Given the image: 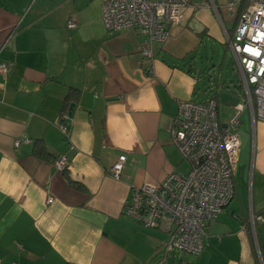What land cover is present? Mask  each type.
<instances>
[{"label": "crops", "instance_id": "obj_1", "mask_svg": "<svg viewBox=\"0 0 264 264\" xmlns=\"http://www.w3.org/2000/svg\"><path fill=\"white\" fill-rule=\"evenodd\" d=\"M228 1L186 0L144 58L137 29L106 31L101 0H0V264L175 263L168 232L124 205L186 161L171 132L177 102L215 96L196 91L198 66L248 2ZM245 109L234 195L188 264H264V119Z\"/></svg>", "mask_w": 264, "mask_h": 264}, {"label": "built area", "instance_id": "obj_2", "mask_svg": "<svg viewBox=\"0 0 264 264\" xmlns=\"http://www.w3.org/2000/svg\"><path fill=\"white\" fill-rule=\"evenodd\" d=\"M239 1L229 0L227 8ZM185 4L186 0H104L102 21L110 34L137 29L145 37L141 54L151 58L152 43L167 39L169 26L179 22ZM66 26L74 28L76 23L70 19ZM226 41L240 75L243 103L236 105L233 117L222 124L213 98L204 103L178 100L171 132L189 164L188 172H170L157 185L133 187L124 205L131 218L168 232L169 251L201 252L206 225L234 195L238 116L248 107L252 118L264 119V0H248ZM7 69L8 64L1 61L0 73ZM125 158L120 154L113 162V178H119ZM56 165L67 168V157L59 156ZM51 201L47 199V203Z\"/></svg>", "mask_w": 264, "mask_h": 264}, {"label": "rangeland", "instance_id": "obj_3", "mask_svg": "<svg viewBox=\"0 0 264 264\" xmlns=\"http://www.w3.org/2000/svg\"><path fill=\"white\" fill-rule=\"evenodd\" d=\"M198 69L202 70L204 74L202 71L199 73L196 91L215 95L220 122H226L234 115L233 105L244 101L240 75L227 44L216 43L213 49H208L201 58V65L198 66ZM247 111L246 109L243 110L238 117L239 121H242L237 128L239 134L247 125ZM177 170L187 173L189 170L188 163L182 161ZM176 255L174 264L195 263L196 255L188 253H176Z\"/></svg>", "mask_w": 264, "mask_h": 264}, {"label": "trees", "instance_id": "obj_4", "mask_svg": "<svg viewBox=\"0 0 264 264\" xmlns=\"http://www.w3.org/2000/svg\"><path fill=\"white\" fill-rule=\"evenodd\" d=\"M213 98H215V96H213ZM37 154H39V152H37Z\"/></svg>", "mask_w": 264, "mask_h": 264}]
</instances>
